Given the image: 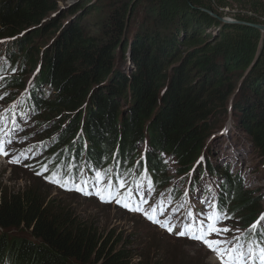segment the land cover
Segmentation results:
<instances>
[{"label": "trees", "instance_id": "1", "mask_svg": "<svg viewBox=\"0 0 264 264\" xmlns=\"http://www.w3.org/2000/svg\"><path fill=\"white\" fill-rule=\"evenodd\" d=\"M59 1L0 0V41L9 40L0 49L5 88L24 90L26 65L41 69L14 118L27 115V97L35 99L39 118L71 116L54 139L37 144L39 152L55 142L66 144L63 151L51 148L47 154L54 167L50 181L66 187L78 164L98 166L101 159V177L116 165L132 168L136 160L138 167L159 175L165 169L161 152L176 156L185 172L204 153L207 120L227 103L239 114L240 130L264 154V33L252 26L264 24V0H232L252 13L241 9L233 22L220 20L226 0H100L116 5L102 24L101 38L87 34L80 18L63 23ZM77 11L85 18L101 6L79 0L68 14ZM136 24L140 27L132 32ZM52 27L59 34L51 48L40 58L31 56L29 48ZM21 46L24 56L15 60L13 49ZM118 53L123 64L129 57L132 72L117 65ZM79 126L84 139L76 134ZM147 141L151 150L141 152L139 145ZM46 167L40 163L39 171ZM225 170L233 211H242L241 219L250 222L251 209H243L252 198L228 166ZM0 230V264H166L138 256L122 236L106 234L49 200L38 185L21 193L0 190Z\"/></svg>", "mask_w": 264, "mask_h": 264}, {"label": "rangeland", "instance_id": "2", "mask_svg": "<svg viewBox=\"0 0 264 264\" xmlns=\"http://www.w3.org/2000/svg\"><path fill=\"white\" fill-rule=\"evenodd\" d=\"M226 1L229 6L220 9V11L223 12L221 18L235 21V14L238 13L239 10L242 9L243 13L250 12L241 7L239 2L232 0ZM78 2L79 0H60V11L57 12L60 14H58V16L62 15V22L66 24L80 18L82 27H84L87 34L101 38L102 24L107 19L111 5L115 4H110L109 1L96 0V3L101 6V11L95 12L84 18V11L68 14L70 7L72 8V5ZM247 15L251 16V13H247ZM139 17L141 18H139L137 22L142 20V16ZM139 27L140 26L136 24L132 27L131 31L135 32ZM48 33H50L49 37L46 36ZM58 34L59 33L54 27L45 31L44 35L39 36L35 40V44L29 48L30 55L34 56L38 54L39 58L40 56H44L45 52L51 48ZM1 42L9 43V40L7 39ZM2 48L4 47H0V49ZM13 55L15 60L24 56L23 46H21V48H14ZM27 60L29 62V58ZM40 61H42V59ZM41 63L42 62H40V64ZM118 65L126 73H130L133 70V64L129 61V57L123 64L120 53H118ZM39 68L38 64L35 67L31 64L26 65L22 72V77L26 81L27 86L24 90L14 91L5 88L2 81L4 72L0 70V145L3 146V150L7 153V155L0 154V190L8 193H21L29 186L38 185L49 200H54L70 208L82 219L93 222L106 234L114 232L116 235L122 236L123 244L133 251H137L136 254H139L138 256L143 258L152 257L155 259H162L166 264H221L215 252H210L211 250L207 246L198 244L189 236H179L177 233L180 231L176 230L171 225L172 217H178L180 208H174L175 212L171 214V211L174 209L170 206L172 198H168L170 187L167 184H163L168 182L166 176L165 181L160 180L158 185L152 187L151 191L148 193L147 191L149 189L143 190L136 188L135 191L140 195L137 205L147 211L148 215H153L161 223L171 226L173 228L172 232L152 222L142 212L130 211L128 208L116 203L115 198L113 202L106 203L99 197H92L88 194L76 192V190H74L75 187H80L81 185L89 187L91 184L90 176L85 177L84 173L80 175L77 186H73L71 188L73 190L71 191L62 190L60 187L44 181L45 179L40 174L32 173L31 167L38 170L40 169V163H44V165L48 164L49 160L47 154L52 151L50 150L51 148L56 152L58 150L63 151L66 148V144L59 146V144L55 142L52 143L54 147L49 149L45 148L44 151L39 152L37 144L45 142L48 139H54L57 135L56 131L58 129L60 130L71 118V116L66 115L59 120L55 115L53 116L55 120L44 119L42 118L43 116L35 120L32 118H25V116H16L17 120L15 124H17V127H12L4 137V131L8 130L9 126L12 125L13 119H9L4 125L2 119L9 115L13 108L17 107L18 101L22 97L28 94L31 83L40 77L41 69ZM227 104L225 110L220 107L215 117L209 119L210 121L207 120L210 129L206 138L207 142L210 141L213 136H218V138L222 137L221 132L224 130L227 131V133H225L227 135L208 146L207 154L209 161L214 164L215 159L219 157V152L226 154L230 148L232 150L231 157L239 170L246 161L245 166L241 170L249 183H243V188L249 193L252 201L251 205L243 210L247 211L251 209L252 217L250 222L245 223L243 221L244 219H240L242 218V211L238 213L235 212L234 224L242 228H247L249 223H254L255 217L259 218L264 212V154L259 153L257 149H255L252 144L251 135L244 130H240V123L238 122L239 114L236 112L233 114L231 107L230 110H228V107L232 105L228 104L227 106ZM123 109L125 111L127 107L124 106ZM76 118H78V115ZM79 128H81V126L77 128L76 134L79 133L80 137L83 138L81 134L82 131L80 130L79 132ZM206 145L205 143V147ZM139 147L140 151H142L144 146L140 144ZM233 148L239 151L233 150ZM199 156L201 158V154H199L198 157ZM227 163L230 165V168L235 165L232 161H228ZM218 166H226V162L220 161ZM224 171H226L225 167ZM173 174L174 172L169 168V170H167V175L171 177ZM39 179L43 183H40L38 181ZM216 180L219 182L226 181L223 177L218 175L216 176ZM204 184L209 187L208 182H204ZM123 187H121L119 193L122 191ZM141 198H144L143 202ZM260 210L261 212L257 215V212ZM253 211L255 212L253 213ZM18 234L19 232L15 233L17 237H19ZM237 264L239 263L237 262ZM248 264H252V261ZM255 264H259V261H255Z\"/></svg>", "mask_w": 264, "mask_h": 264}, {"label": "snow or ice", "instance_id": "3", "mask_svg": "<svg viewBox=\"0 0 264 264\" xmlns=\"http://www.w3.org/2000/svg\"><path fill=\"white\" fill-rule=\"evenodd\" d=\"M0 154L7 155V153L3 150V146L0 145ZM18 162V161H14ZM166 163V161H165ZM97 179H101V176L99 173H97ZM51 183L58 184L60 187H65L63 183H61L59 180L53 178ZM86 182V181H85ZM121 187H123V184H121ZM69 191L73 189H68ZM76 191H83L81 187H75ZM107 192V195L104 193ZM87 194V193H85ZM96 195L106 203L113 202V192L111 190V186H108L106 189H97ZM131 193H129V196ZM142 202L144 201V198H141ZM126 201V198L122 199L118 195L115 197V202L118 204H121L123 207L128 208L130 211H140L142 212L149 220H151L154 223L159 224L161 227L166 228L169 232L173 231V228L169 225L161 223L158 219H156L153 215H148L147 211L140 208L139 205L130 206ZM155 211V210H153ZM220 215H217L216 217H213L211 214H209L208 219L214 220L213 223H209L207 227L204 226L203 223L196 228L193 229L190 225H185L183 230L177 233L179 236H189L191 239L199 240L202 242L205 246H207L211 251L215 252L219 259L221 264H237V261L240 262V264H244L245 259L251 260L252 264H255V261H259V264H264V247H260L259 251H256L255 246H250L247 249V257H245V254L240 251L238 247L232 244L231 240L225 238V239H209L208 237H211L213 234H215L218 237L223 236L225 233H228L230 231H235L232 229H229L227 227L220 228L217 225L220 222ZM260 220H264V216H262L256 224L252 225L251 228L255 229L257 233L261 228H264V225L260 224ZM258 238V237H257ZM238 237L233 236L232 240H237Z\"/></svg>", "mask_w": 264, "mask_h": 264}, {"label": "clouds", "instance_id": "4", "mask_svg": "<svg viewBox=\"0 0 264 264\" xmlns=\"http://www.w3.org/2000/svg\"><path fill=\"white\" fill-rule=\"evenodd\" d=\"M251 15H252V13H251ZM4 45L5 46H8V43L1 42L0 41V47H5ZM225 133H227L226 130H224V131L221 132L222 137L225 136V135H227ZM222 137L218 138V136H213L210 141L206 142L207 145H206V147L204 145V150L205 151L201 155V158L199 156L198 159L185 172L182 171L183 170V167H182L179 159L175 156L178 159L177 166H178L179 170L177 171V173H175L173 171L174 174H176L178 176L185 177L186 175L189 174V172L191 170L192 171L193 170H199L200 171L204 167V165H206V163H210L209 159L208 160L204 159L205 156H208V154H207L208 146H210V144H212L213 142L218 141ZM233 150L239 151L236 148H233ZM231 151L232 150L229 148L228 149V153H226V154L219 152V157L222 156V159H223L221 161L228 162V160H227V157L228 156L227 155L230 154V158H231ZM219 157L215 159V162H218V163L220 162V161H218ZM203 159H204V161H202ZM164 166H165V169H162V172H158V174H159L158 176L159 177L161 176V179H160L161 181H165L166 180V177H167V179L170 178L167 175V170H169V169H167L166 165H164ZM213 166H214V164H213ZM226 166H228L229 171L232 174V177L235 178V179H237V181L240 180V181H242V183H249L248 180H246L244 182L243 179H242V177H241L243 175V172H242L241 169L245 166V163H244L243 167L240 170H239V168H238V166L236 164L232 168H230V165L229 164H226ZM226 166H218L217 165V166H214L213 168L216 170L217 174H219L221 177H223L222 176L223 173H222L221 169H224V167H226ZM223 178L226 181H225V185H224V187L222 189V191H223L222 194H219V196L217 197V209H218V211L225 212L226 221L222 224V226L223 227H227V228L232 229V230H235V231H230L228 233H225V237L227 239H229V240L232 239L233 236L240 237V238H242V240H244V242L249 243L251 246L254 245L255 248H256V250L259 249L260 247H264V228H261L258 233H257V231L255 229H252L251 228L252 225L256 224V222L262 216H264V212H263V215L260 216L259 218L258 217H255L254 218V223H249V225H248L247 228H242V227H240L238 225H235L234 224V221H235V215H234V213L235 212L233 211V206H234L233 205L234 204V202H233V200H234L233 194L234 193H231L230 192L231 190L229 189V185H228L229 184V180H228V178H225V177H223ZM168 183H169V179H168ZM184 184H186V182ZM260 224L261 225H264V220H260ZM260 233H262V235H259ZM198 244L203 245L202 243H198ZM245 257H247V254H245ZM250 261L251 260L245 259L244 264H248Z\"/></svg>", "mask_w": 264, "mask_h": 264}, {"label": "bare ground", "instance_id": "5", "mask_svg": "<svg viewBox=\"0 0 264 264\" xmlns=\"http://www.w3.org/2000/svg\"><path fill=\"white\" fill-rule=\"evenodd\" d=\"M1 71H2V70H1ZM18 104H19V101H18ZM18 104H17V107H16V108H13V109H12V112H11L9 115H7L6 117H4V118L2 119V121H3V125H4L5 122L8 121L9 119H13V123H12V125L9 126L8 130L4 131V137L6 136L5 134L8 133V131H10L12 127H14V126L17 127V124H15V122H16L17 119H15L13 115H14L15 112H18ZM20 115H21V116H25V118H27V117H26L27 115H25V114H23V113H21ZM4 137H3V138H4ZM177 223H178V222L176 221L174 224L176 225Z\"/></svg>", "mask_w": 264, "mask_h": 264}, {"label": "water", "instance_id": "6", "mask_svg": "<svg viewBox=\"0 0 264 264\" xmlns=\"http://www.w3.org/2000/svg\"><path fill=\"white\" fill-rule=\"evenodd\" d=\"M217 17V16H215ZM221 21L223 22H233L232 20H229V19H225V18H220ZM253 27H255L256 29L260 30L262 33H264V25L262 24H255V25H252ZM117 65H118V59H117ZM237 92V91H235ZM235 96V94H234Z\"/></svg>", "mask_w": 264, "mask_h": 264}]
</instances>
